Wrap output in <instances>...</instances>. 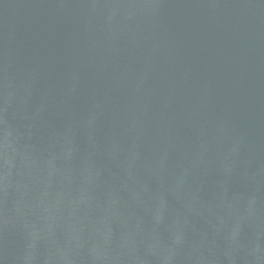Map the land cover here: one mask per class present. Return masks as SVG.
<instances>
[{"label":"water","instance_id":"water-1","mask_svg":"<svg viewBox=\"0 0 264 264\" xmlns=\"http://www.w3.org/2000/svg\"><path fill=\"white\" fill-rule=\"evenodd\" d=\"M0 264H264V0H0Z\"/></svg>","mask_w":264,"mask_h":264}]
</instances>
